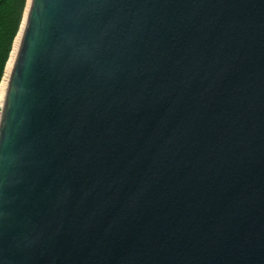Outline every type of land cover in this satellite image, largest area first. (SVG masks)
I'll return each mask as SVG.
<instances>
[{
  "label": "water",
  "instance_id": "water-1",
  "mask_svg": "<svg viewBox=\"0 0 264 264\" xmlns=\"http://www.w3.org/2000/svg\"><path fill=\"white\" fill-rule=\"evenodd\" d=\"M19 37L0 264H264V0H30Z\"/></svg>",
  "mask_w": 264,
  "mask_h": 264
},
{
  "label": "trees",
  "instance_id": "trees-1",
  "mask_svg": "<svg viewBox=\"0 0 264 264\" xmlns=\"http://www.w3.org/2000/svg\"><path fill=\"white\" fill-rule=\"evenodd\" d=\"M28 0H0V85L23 24Z\"/></svg>",
  "mask_w": 264,
  "mask_h": 264
},
{
  "label": "bare ground",
  "instance_id": "bare-ground-1",
  "mask_svg": "<svg viewBox=\"0 0 264 264\" xmlns=\"http://www.w3.org/2000/svg\"><path fill=\"white\" fill-rule=\"evenodd\" d=\"M20 43H21V37L17 38V40H16L14 50L12 52L9 64L7 66L6 75H5V78L2 82V86L0 88V93H2V98H0V108L4 106V102L6 99V95H7V91H8V87H9V83H10L12 70H13V67L15 65L16 58H17V55L19 52Z\"/></svg>",
  "mask_w": 264,
  "mask_h": 264
},
{
  "label": "rangeland",
  "instance_id": "rangeland-1",
  "mask_svg": "<svg viewBox=\"0 0 264 264\" xmlns=\"http://www.w3.org/2000/svg\"><path fill=\"white\" fill-rule=\"evenodd\" d=\"M29 1H30V0H28V3H27V8H26V12H25V15H24L23 24H22V26H21L20 32H19V34H18V37H19V35H20V33H21V30H22L23 25H24V22H25V17H26V13H27V9H28V5H29ZM18 37H17V38H18ZM15 43H16V42H15ZM9 61H10V60H9ZM8 64H9V62H8ZM7 66H8V65H7ZM6 71H7V67H6ZM5 75H6V72H5ZM4 78H5V76H4ZM4 78H3V80H4ZM3 80H2V82H3ZM1 86H2V83H1V85H0V88H1ZM2 110H3V107L0 108V114L2 113Z\"/></svg>",
  "mask_w": 264,
  "mask_h": 264
},
{
  "label": "snow or ice",
  "instance_id": "snow-or-ice-1",
  "mask_svg": "<svg viewBox=\"0 0 264 264\" xmlns=\"http://www.w3.org/2000/svg\"><path fill=\"white\" fill-rule=\"evenodd\" d=\"M0 98H2V93H0Z\"/></svg>",
  "mask_w": 264,
  "mask_h": 264
}]
</instances>
